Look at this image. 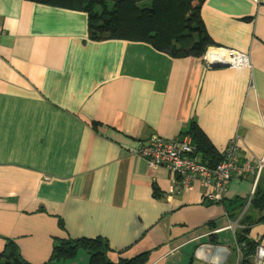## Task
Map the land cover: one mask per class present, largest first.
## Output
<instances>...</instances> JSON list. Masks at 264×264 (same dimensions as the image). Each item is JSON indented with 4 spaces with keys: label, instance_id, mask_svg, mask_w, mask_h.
<instances>
[{
    "label": "crops",
    "instance_id": "0c3cea01",
    "mask_svg": "<svg viewBox=\"0 0 264 264\" xmlns=\"http://www.w3.org/2000/svg\"><path fill=\"white\" fill-rule=\"evenodd\" d=\"M199 20L251 68L91 41L84 12L0 0L1 262L11 244L24 264H89L83 250L50 263L54 243L104 238L112 262L151 252L148 264H234L264 169L256 184L234 175L211 204L198 187L168 198L171 173L132 154L153 136L180 140L193 120L216 154L235 140L239 161L264 159V0H204ZM247 239L264 248V223Z\"/></svg>",
    "mask_w": 264,
    "mask_h": 264
},
{
    "label": "trees",
    "instance_id": "16d2710c",
    "mask_svg": "<svg viewBox=\"0 0 264 264\" xmlns=\"http://www.w3.org/2000/svg\"><path fill=\"white\" fill-rule=\"evenodd\" d=\"M53 7L84 12L88 16V38L91 41L124 40L142 42L174 59L203 57L210 47L217 48L199 20L204 0H31ZM200 162L215 168L224 158L216 154L212 145L191 121L189 132ZM264 192L250 201L249 213L239 220L234 233L241 250L242 264H250L257 247L247 239L253 226L264 223ZM61 226V223L59 224ZM235 245V247H236ZM10 254L0 264H24L11 244ZM78 250L88 255L89 264H148L151 252L112 262L108 241L104 238L58 240L54 243L49 262L71 259ZM236 248L234 249V253Z\"/></svg>",
    "mask_w": 264,
    "mask_h": 264
},
{
    "label": "built area",
    "instance_id": "2783aa9c",
    "mask_svg": "<svg viewBox=\"0 0 264 264\" xmlns=\"http://www.w3.org/2000/svg\"><path fill=\"white\" fill-rule=\"evenodd\" d=\"M4 32L0 29V38ZM208 60H224L230 68H251L249 55L234 49L222 47L210 48L202 57ZM133 155L140 157L152 169L166 168L172 175L167 190V197L184 191H193L196 187L204 191V198L208 203L218 204L223 201L232 177L235 175H251L256 184L260 173L264 169V159L254 164L250 161H239L235 140L223 153V160L215 167L210 168L195 159L196 148L190 135L185 134L180 140H164L153 136L137 144ZM251 193L245 208L250 204ZM234 230L232 225L228 227ZM254 256L250 264H264V248L257 241ZM234 264H242L240 248L236 245Z\"/></svg>",
    "mask_w": 264,
    "mask_h": 264
},
{
    "label": "water",
    "instance_id": "95a60500",
    "mask_svg": "<svg viewBox=\"0 0 264 264\" xmlns=\"http://www.w3.org/2000/svg\"><path fill=\"white\" fill-rule=\"evenodd\" d=\"M207 67L214 68V69H222V68H228L229 64L224 60H221V61L208 60Z\"/></svg>",
    "mask_w": 264,
    "mask_h": 264
},
{
    "label": "rangeland",
    "instance_id": "374dc122",
    "mask_svg": "<svg viewBox=\"0 0 264 264\" xmlns=\"http://www.w3.org/2000/svg\"><path fill=\"white\" fill-rule=\"evenodd\" d=\"M210 48H212V47H210ZM210 48H208V49L206 50V52H207ZM206 52H205V53H206ZM204 55H205V54H204ZM204 55H203V56H204ZM199 157H200V155H199ZM84 253H85V252H84Z\"/></svg>",
    "mask_w": 264,
    "mask_h": 264
}]
</instances>
